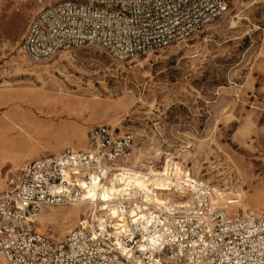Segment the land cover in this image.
Segmentation results:
<instances>
[{
	"label": "built area",
	"instance_id": "obj_1",
	"mask_svg": "<svg viewBox=\"0 0 264 264\" xmlns=\"http://www.w3.org/2000/svg\"><path fill=\"white\" fill-rule=\"evenodd\" d=\"M231 2L49 0L27 25L22 50L49 62L100 45L129 61L189 40ZM134 143L132 132L94 125L86 149L66 147L11 172L0 194V264H264V214L229 211L231 203L216 200L212 184L189 169L182 179L172 176L165 192L174 199L161 206H146L135 188L110 203L90 198L95 183L105 186L124 171L149 175L165 168L166 153L134 162ZM76 204L83 208L80 221L63 239L52 224L39 228L43 209Z\"/></svg>",
	"mask_w": 264,
	"mask_h": 264
},
{
	"label": "rangeland",
	"instance_id": "obj_2",
	"mask_svg": "<svg viewBox=\"0 0 264 264\" xmlns=\"http://www.w3.org/2000/svg\"><path fill=\"white\" fill-rule=\"evenodd\" d=\"M48 1L0 0V120L18 105L37 112L58 105L43 103L41 90L70 98L75 112L54 117L68 133L47 129L37 135L39 146L24 152L0 146V194L22 164L66 147L79 149L74 127L88 136L90 127L110 124L135 135L134 162L156 158L138 150L146 145L168 153L212 186L234 192L241 187L245 206L236 211L264 214V0H232L222 17L189 40L129 61L89 45L36 62L21 41ZM59 60L42 81L25 71ZM47 223L64 238L69 224Z\"/></svg>",
	"mask_w": 264,
	"mask_h": 264
},
{
	"label": "bare ground",
	"instance_id": "obj_3",
	"mask_svg": "<svg viewBox=\"0 0 264 264\" xmlns=\"http://www.w3.org/2000/svg\"><path fill=\"white\" fill-rule=\"evenodd\" d=\"M63 56L64 55L61 57L63 58ZM59 64L61 65L60 60L53 67H44L42 70H40V68L25 71L30 74H37V76L42 81V78H44L43 75L46 74L48 76H52L55 73L52 69L57 68V65ZM37 94L41 95V101H43V103L56 102L58 105L53 106V109L48 110V112H37L33 109H25L20 105L14 107L5 117L2 118L3 120H0V146L9 145L24 152L31 149L34 145H38L39 141L37 140V135H43L45 132H47V129H60L59 131L68 133V127L64 128L65 126H60L59 124L54 123V117H58V115L63 111L67 112L68 114L75 112V108L71 107V105L68 103L70 98H66L62 95L49 94L43 90H41V92H37ZM72 130V135L78 140L79 147L86 149L88 147V136L84 134L79 127H74ZM63 143V141H58L56 145L62 146ZM138 150L150 157H156L159 153L157 149L152 147L149 148L147 145L144 148H138ZM166 154L168 161L165 168L161 171L152 170L149 175L124 171L117 175L116 178L111 181V183L105 186H98L96 185L97 183H95V185L90 188V198L96 201L98 195H100L99 197H102L103 200L107 201V203H110L114 198H118L116 196L133 194L132 188H135L137 196H142L144 201L147 202L145 204L146 206H148L149 203L161 206L172 201L174 199L173 191H165L171 190L172 176L175 175L178 180L182 179V174L186 171V169L183 167V163L181 161H175L174 158L169 157L170 154ZM213 188L216 200L229 201V203H231V205L228 207L229 211H232L231 208L233 209L245 206L242 203L244 202L242 201L244 194L241 187L235 192L230 190L223 191L219 189L220 187L217 188L215 186H213ZM108 207L110 213L113 216L118 215V211L115 206L108 205ZM137 208H140V206L137 205L136 207L132 208L131 213L134 214ZM82 209L83 208L80 204L73 205V207L63 210L51 208V210L46 211L43 209L37 215L36 221L40 224V228H43L46 222H55L60 225L69 224V227L66 229V233H69L79 223L81 212L83 211ZM72 218L77 220L72 222Z\"/></svg>",
	"mask_w": 264,
	"mask_h": 264
},
{
	"label": "crops",
	"instance_id": "obj_4",
	"mask_svg": "<svg viewBox=\"0 0 264 264\" xmlns=\"http://www.w3.org/2000/svg\"><path fill=\"white\" fill-rule=\"evenodd\" d=\"M37 13H38V12H37ZM37 13H36V14H37ZM36 14H35V15H36ZM35 15H34V16H35ZM34 16H33V17H34ZM33 17H32V18H33Z\"/></svg>",
	"mask_w": 264,
	"mask_h": 264
}]
</instances>
